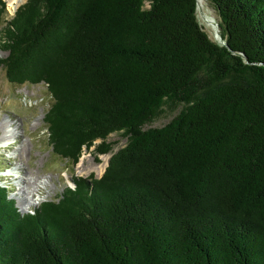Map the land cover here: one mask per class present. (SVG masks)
Listing matches in <instances>:
<instances>
[{"label":"trees","instance_id":"trees-1","mask_svg":"<svg viewBox=\"0 0 264 264\" xmlns=\"http://www.w3.org/2000/svg\"><path fill=\"white\" fill-rule=\"evenodd\" d=\"M207 1L224 44L196 0H0V65L47 85L55 153L127 137L31 213L0 185V264H264V0Z\"/></svg>","mask_w":264,"mask_h":264},{"label":"rangeland","instance_id":"rangeland-1","mask_svg":"<svg viewBox=\"0 0 264 264\" xmlns=\"http://www.w3.org/2000/svg\"><path fill=\"white\" fill-rule=\"evenodd\" d=\"M4 1L7 9L6 17L9 20L15 13L11 14L8 9L7 0ZM209 10L213 12L216 19V12L207 0H205L204 5H198L197 16L203 29L213 38L210 28L204 21V16ZM5 24V22L0 23V40L3 36L2 29ZM6 55V51L0 50V57H5ZM51 103L52 98L45 83L14 84L9 81L4 67L0 65V118L4 114L10 115L16 121L19 132L17 140L13 139L16 143L10 144L11 139L0 142V144L5 143L0 145L2 148L0 150V176H2L0 185L7 189L8 198L14 200L15 206L20 213H31L42 202L52 199L57 200L58 195L64 189L67 187H75L72 179H82L89 182L92 181V177H100L104 173L111 155L127 143V137L121 132L112 133L107 138V141L112 143V150L109 153L98 155L94 146L90 149L84 147L78 162L74 164L70 159L56 154L50 144L44 118ZM178 110L177 108L175 110L165 111L159 118L147 126L164 125ZM41 115H43V118L39 119ZM26 138L31 140V146L27 141L23 142ZM21 143L25 148L24 155L27 156L29 154V157L25 159V170L27 171L29 167V169L31 168L40 177L38 181L41 186L40 192L31 198V205L29 206H24L20 202L19 195L13 186V181L10 179L7 180V178L4 180L6 171H9L16 164V159L9 157V153ZM12 146L15 147L12 148ZM105 159H108L107 165L103 172L100 173ZM19 184L20 186L23 185L21 182Z\"/></svg>","mask_w":264,"mask_h":264},{"label":"bare ground","instance_id":"bare-ground-1","mask_svg":"<svg viewBox=\"0 0 264 264\" xmlns=\"http://www.w3.org/2000/svg\"><path fill=\"white\" fill-rule=\"evenodd\" d=\"M25 1L26 0H7L8 9L11 12V14L12 13L14 14L15 11L18 9V7L21 4H23ZM204 4H205V0H198L199 6H202ZM204 21L206 25L210 28L213 39L220 40V35L215 26V17L211 10H209L205 14ZM41 118H43V115H41L39 119ZM18 137H19V132H18L16 121H14V118H12L10 115L4 114V116L0 118V142H4L8 139H11L10 144H13L15 142L14 140H17ZM27 138L24 139L23 142L27 141L29 145L31 146V140ZM3 144L5 143H1L0 145H3ZM13 147L15 146H12V148ZM0 150H2L1 147H0ZM24 153H25V148L22 143L19 144L17 147H15L9 153V157L16 159V164L9 170L10 172L9 171H6L7 173L5 172L6 177L4 178V180L7 178V180L10 179L13 181V186L15 187V191L19 195L20 202L24 206H29L31 205V198L34 197L36 193L40 192L41 186L38 183L40 177L37 175V173H35L31 168L29 169V167L27 168V171L25 170V167H26L25 159L29 157V154L25 156ZM107 162H108V159L107 160L105 159V162L102 165V169L100 173L103 172L104 168L107 165ZM1 172H3V170H1ZM1 179H2V176H0V180ZM20 182L23 185L20 186L19 184Z\"/></svg>","mask_w":264,"mask_h":264},{"label":"water","instance_id":"water-1","mask_svg":"<svg viewBox=\"0 0 264 264\" xmlns=\"http://www.w3.org/2000/svg\"><path fill=\"white\" fill-rule=\"evenodd\" d=\"M197 1V8H198V0H196ZM215 26H216V28H217V30H218V33H219V26H218V22L216 21V19H215ZM219 35H220V33H219ZM215 40V39H214ZM215 41H218V42H220V43H222V44H224L225 42H224V39L221 37V35H220V40H215ZM244 58H245V60H246V57L243 55V54H241ZM247 61V60H246Z\"/></svg>","mask_w":264,"mask_h":264}]
</instances>
